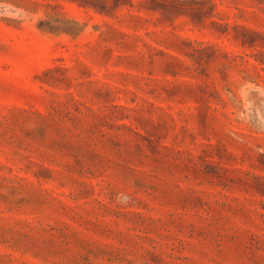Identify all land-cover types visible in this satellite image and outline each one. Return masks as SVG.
I'll use <instances>...</instances> for the list:
<instances>
[{
	"label": "rangeland",
	"instance_id": "obj_1",
	"mask_svg": "<svg viewBox=\"0 0 264 264\" xmlns=\"http://www.w3.org/2000/svg\"><path fill=\"white\" fill-rule=\"evenodd\" d=\"M0 264H264V0H0Z\"/></svg>",
	"mask_w": 264,
	"mask_h": 264
}]
</instances>
